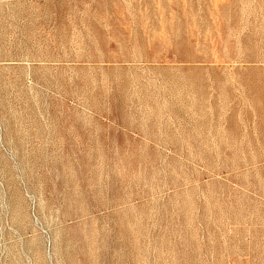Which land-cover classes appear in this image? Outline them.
I'll list each match as a JSON object with an SVG mask.
<instances>
[{"label": "rangeland", "instance_id": "1", "mask_svg": "<svg viewBox=\"0 0 264 264\" xmlns=\"http://www.w3.org/2000/svg\"><path fill=\"white\" fill-rule=\"evenodd\" d=\"M0 264H264V0H0Z\"/></svg>", "mask_w": 264, "mask_h": 264}]
</instances>
